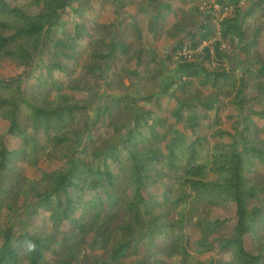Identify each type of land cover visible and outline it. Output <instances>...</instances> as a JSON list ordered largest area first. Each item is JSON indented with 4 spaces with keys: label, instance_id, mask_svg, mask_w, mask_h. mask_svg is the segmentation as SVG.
Segmentation results:
<instances>
[{
    "label": "trees",
    "instance_id": "16d2710c",
    "mask_svg": "<svg viewBox=\"0 0 264 264\" xmlns=\"http://www.w3.org/2000/svg\"><path fill=\"white\" fill-rule=\"evenodd\" d=\"M242 2L0 0V264H264V0ZM46 151L64 166L26 176Z\"/></svg>",
    "mask_w": 264,
    "mask_h": 264
},
{
    "label": "rangeland",
    "instance_id": "374dc122",
    "mask_svg": "<svg viewBox=\"0 0 264 264\" xmlns=\"http://www.w3.org/2000/svg\"><path fill=\"white\" fill-rule=\"evenodd\" d=\"M139 1H141V0H139ZM245 4H247V0H243L242 6L245 7ZM95 7L98 10L101 8L105 9L103 16H102V22L103 23L109 24V23L113 22L114 19L116 18L113 9L110 8L109 6L104 5V7H103L102 4L95 3ZM209 8H211L210 5H203L201 10L205 12V11L209 10ZM130 12L135 13L136 8L135 7L130 8ZM216 12L218 13V10ZM175 22L176 21H175L174 16L171 15L167 18L168 25L164 29V32L160 36V39L156 40V42H155L159 48L170 49V47L172 45H174L175 42H177L179 39L183 38V35L178 37V38H174L175 35L171 31V28L175 24ZM257 48H258L257 57L264 59V40H261V43L259 44V46ZM229 52H231L230 53V55H231L232 50ZM237 54H238V52L235 51V54L233 53V55H231L232 58L228 64L229 68H233V69L239 68L240 63L242 61H241L240 56H236ZM129 67L134 68L135 67L134 62L130 63ZM17 73H18V67L15 66L14 64L9 63V62H4L3 67L0 69V76L3 78L15 77L17 75ZM109 93L114 94V95L118 94L116 89L110 90ZM231 115H233L232 110H228L225 114H223V120H224L223 128L232 133L233 120L227 118L228 116H231ZM258 122L260 123L261 126L264 125L263 121H258ZM7 130H8V123L0 120V137H3L5 139L7 145L10 148H12V149L18 148L20 145L19 140L8 135ZM225 141L230 143V142H232V139L226 138ZM212 142H217V140L212 141ZM62 166H64V161H60L58 155L54 154L52 151H50V152L46 151L41 156L33 159L32 163L28 166V168H26L25 174H26V176L30 177L31 179H39L45 173L55 171ZM234 214H235V211H234V207L232 205H229L227 207H213L211 210V219L213 221L217 220V219H222V220L223 219H233ZM19 220H20L21 229H23L25 227V224H26L25 223L26 222V212L25 211L20 214ZM188 232L192 236L193 239L200 238L199 232H193L191 230H188ZM217 253L218 252L203 254L198 259V261H199L198 264H208V262L211 261L212 259L215 260L214 261L215 264H223L221 261H219L220 258L216 257Z\"/></svg>",
    "mask_w": 264,
    "mask_h": 264
},
{
    "label": "built area",
    "instance_id": "2783aa9c",
    "mask_svg": "<svg viewBox=\"0 0 264 264\" xmlns=\"http://www.w3.org/2000/svg\"><path fill=\"white\" fill-rule=\"evenodd\" d=\"M215 10H220L221 8L219 6H214ZM232 12V10L230 9H225L224 10V15L227 16V15H230ZM220 38V37H219ZM210 43H204L197 52H201L202 49L205 47V46H208ZM223 49H228V46H227V43H224L223 46H222ZM194 54V52H191L190 50H188L187 48H184L183 50H180L178 55L179 56H183L185 58H188V59H191L192 55Z\"/></svg>",
    "mask_w": 264,
    "mask_h": 264
}]
</instances>
